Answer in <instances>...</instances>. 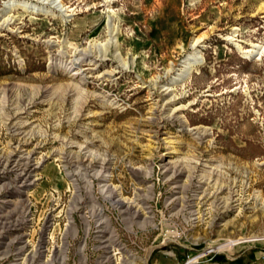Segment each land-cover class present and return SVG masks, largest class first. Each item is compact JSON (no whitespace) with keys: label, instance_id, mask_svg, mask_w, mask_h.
<instances>
[{"label":"rangeland","instance_id":"rangeland-1","mask_svg":"<svg viewBox=\"0 0 264 264\" xmlns=\"http://www.w3.org/2000/svg\"><path fill=\"white\" fill-rule=\"evenodd\" d=\"M0 264H264V0H0Z\"/></svg>","mask_w":264,"mask_h":264},{"label":"bare ground","instance_id":"bare-ground-1","mask_svg":"<svg viewBox=\"0 0 264 264\" xmlns=\"http://www.w3.org/2000/svg\"><path fill=\"white\" fill-rule=\"evenodd\" d=\"M19 5H20V7L23 8V9H27L28 6H29V5L25 4V3H20ZM21 225H24V224H23L22 222H20V223H18V224L16 225V227L21 226ZM9 228H10V227H9ZM93 241H94V240H92V231H90V233H89V237H88V244L92 243Z\"/></svg>","mask_w":264,"mask_h":264}]
</instances>
